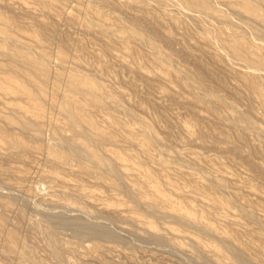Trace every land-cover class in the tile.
I'll use <instances>...</instances> for the list:
<instances>
[{
    "label": "rangeland",
    "instance_id": "1",
    "mask_svg": "<svg viewBox=\"0 0 264 264\" xmlns=\"http://www.w3.org/2000/svg\"><path fill=\"white\" fill-rule=\"evenodd\" d=\"M192 1L0 0V264H264V0Z\"/></svg>",
    "mask_w": 264,
    "mask_h": 264
},
{
    "label": "bare ground",
    "instance_id": "2",
    "mask_svg": "<svg viewBox=\"0 0 264 264\" xmlns=\"http://www.w3.org/2000/svg\"><path fill=\"white\" fill-rule=\"evenodd\" d=\"M187 3H188V5L190 6V8H193V7H196V6H200V4L199 3H196V2H194V1H192V0H187ZM235 10V9H234ZM257 10V9H256ZM244 15V14H243ZM257 16V15H256ZM254 16H252V18H253ZM260 17V16H259ZM245 18H246V16H245ZM251 18V17H250ZM263 23V22H262ZM247 29V28H246ZM232 45V44H231ZM236 46V45H235ZM235 46L233 45V47L235 48ZM236 49V48H235ZM236 52H237V50H235ZM260 71V70H259ZM74 106V105H73ZM65 139V138H64ZM70 142V144L74 147V148H76V149H78V150H85V148L84 147H82L80 144H78L76 141H69ZM111 160V159H110ZM112 162V161H111ZM106 164V163H105ZM108 167H111L112 168V166L110 165V164H106ZM211 183H213V182H211ZM216 185V184H215ZM218 186V185H217ZM153 206H155V203H153ZM73 209V208H72ZM81 212V211H80ZM177 215V214H176ZM179 216V215H178ZM191 222V221H190ZM85 225V224H84ZM104 227V226H103ZM106 227V226H105ZM101 230V229H100ZM125 231V230H124ZM154 232V231H153ZM150 235H148V237H149ZM154 236V235H153ZM156 237V236H155ZM116 239H117V237H115ZM222 240V239H221ZM162 241H163V239H162ZM162 243V242H161ZM226 243L228 244V242L226 241ZM169 246V245H168ZM231 246V245H230ZM240 250H243V249H240ZM239 250H237L236 251V253L238 252ZM241 254V253H240ZM201 258V257H200ZM204 259V258H203ZM202 259V260H203ZM241 261V260H240ZM227 264H230V263H227Z\"/></svg>",
    "mask_w": 264,
    "mask_h": 264
}]
</instances>
